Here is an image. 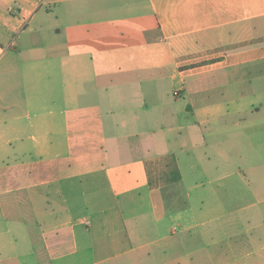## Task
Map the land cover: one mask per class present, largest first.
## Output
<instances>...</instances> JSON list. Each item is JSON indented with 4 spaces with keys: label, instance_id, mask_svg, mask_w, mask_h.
Listing matches in <instances>:
<instances>
[{
    "label": "crops",
    "instance_id": "0c3cea01",
    "mask_svg": "<svg viewBox=\"0 0 264 264\" xmlns=\"http://www.w3.org/2000/svg\"><path fill=\"white\" fill-rule=\"evenodd\" d=\"M262 95L264 0H0V264H264Z\"/></svg>",
    "mask_w": 264,
    "mask_h": 264
},
{
    "label": "rangeland",
    "instance_id": "374dc122",
    "mask_svg": "<svg viewBox=\"0 0 264 264\" xmlns=\"http://www.w3.org/2000/svg\"><path fill=\"white\" fill-rule=\"evenodd\" d=\"M256 40L257 39H250V40H246V41H243V42H241L240 44H246V45H248V44H252V43H254V42H256ZM258 92V91H257ZM255 98V97H254ZM264 96L262 95V98L261 97H256V99H255V102L257 103V104H262L263 103V101H264ZM260 106V105H259ZM260 110H261V112H263V115H264V105H262V107H260ZM197 170L198 169H196V172H197ZM188 177V176H187ZM190 179H197L198 178V180L199 181H203V182H206L207 180H208V177L207 176H203L202 174H199L198 176L196 175V176H193V177H189ZM204 188H202V187H199V188H197V189H195V191H194V193H196V192H201L202 190H203ZM204 192H203V194H202V196H206L207 195V192L206 191H208L207 189H205V190H203ZM206 192V193H205Z\"/></svg>",
    "mask_w": 264,
    "mask_h": 264
}]
</instances>
